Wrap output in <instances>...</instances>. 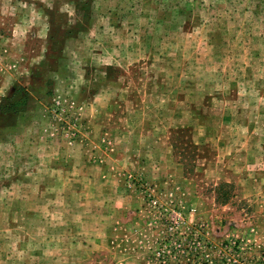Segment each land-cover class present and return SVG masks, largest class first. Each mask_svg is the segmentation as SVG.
Instances as JSON below:
<instances>
[{
    "label": "rangeland",
    "instance_id": "374dc122",
    "mask_svg": "<svg viewBox=\"0 0 264 264\" xmlns=\"http://www.w3.org/2000/svg\"><path fill=\"white\" fill-rule=\"evenodd\" d=\"M0 264H264V0H0Z\"/></svg>",
    "mask_w": 264,
    "mask_h": 264
}]
</instances>
